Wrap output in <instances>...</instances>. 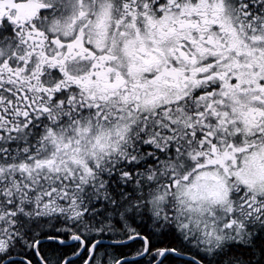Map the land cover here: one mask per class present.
I'll return each mask as SVG.
<instances>
[{
  "label": "snow or ice",
  "instance_id": "obj_1",
  "mask_svg": "<svg viewBox=\"0 0 264 264\" xmlns=\"http://www.w3.org/2000/svg\"><path fill=\"white\" fill-rule=\"evenodd\" d=\"M0 264H264V0H0Z\"/></svg>",
  "mask_w": 264,
  "mask_h": 264
}]
</instances>
